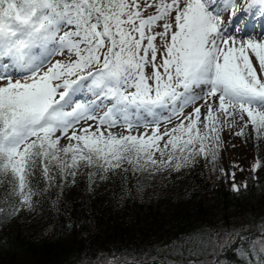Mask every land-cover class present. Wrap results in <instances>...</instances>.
Masks as SVG:
<instances>
[{
  "label": "snow or ice",
  "instance_id": "obj_1",
  "mask_svg": "<svg viewBox=\"0 0 264 264\" xmlns=\"http://www.w3.org/2000/svg\"><path fill=\"white\" fill-rule=\"evenodd\" d=\"M254 18L264 20V0H0V178L12 209L0 225L36 203L38 165L49 181L52 165L72 176L81 163L104 173L124 163L179 171L197 156L214 159L225 125L243 122L236 135L248 125L264 133V24L244 39ZM232 181L244 195L247 183L234 173ZM238 242L241 264H264V218L202 233L187 252L183 243L158 249L162 258L148 264H230L207 256Z\"/></svg>",
  "mask_w": 264,
  "mask_h": 264
},
{
  "label": "trees",
  "instance_id": "obj_2",
  "mask_svg": "<svg viewBox=\"0 0 264 264\" xmlns=\"http://www.w3.org/2000/svg\"><path fill=\"white\" fill-rule=\"evenodd\" d=\"M246 149L251 148L218 156L213 179L203 155L179 171H135L124 163L104 173L80 165L72 176L52 165L51 181L38 165L31 178L43 189L33 195L36 203L20 207L0 225V264H148L162 258L158 249L181 243L185 252L194 248L202 233L253 220L260 224L264 171L252 172V164L246 165ZM258 155L251 157H262L264 163V153ZM233 173L238 184L248 185L242 196L231 190ZM9 187L0 178V214L12 211L5 195ZM69 224L74 225L70 231ZM243 248L238 242L223 254L217 249L207 260L222 256L241 264L234 253L239 249L242 254Z\"/></svg>",
  "mask_w": 264,
  "mask_h": 264
},
{
  "label": "rangeland",
  "instance_id": "obj_3",
  "mask_svg": "<svg viewBox=\"0 0 264 264\" xmlns=\"http://www.w3.org/2000/svg\"><path fill=\"white\" fill-rule=\"evenodd\" d=\"M151 2V0H150ZM166 2H170V0H166ZM243 3L240 4V7H243ZM148 14H155L153 9H148L147 11H145V16H147ZM172 16L174 17V13H172ZM222 19L224 20L225 23H227V21L230 19V13L226 12L223 14ZM256 18L253 19V25L250 26L249 28V32L251 33V35H245L244 39H256L258 33H256V29L258 26V22H256ZM161 24L163 23V21L160 22ZM262 24H264V20L262 21ZM253 26L255 27V31H253ZM161 28H157L156 31H161ZM262 30V29H261ZM260 30V31H261ZM260 42H264V36H260ZM157 45H160V39L158 37L157 41H156ZM67 54L65 53L64 56H56L53 58V62H55V60H61V59H66ZM250 59L253 61V66L257 69L258 75L259 73V65L258 62L255 60V57L252 56L250 54ZM46 70V69H45ZM148 71H151V69L149 68ZM83 99V98H80ZM107 103V102H106ZM203 101L198 102V104H202ZM193 110V106H189L188 108L185 109V114L190 113ZM205 109L202 108L201 112H202V116L205 113ZM221 123H223V116L221 115L220 117ZM247 119V117L245 116V120ZM83 123V122H81ZM89 123H93V122H89ZM177 123V121H173V124ZM173 125H167V127H172ZM79 127V126H78ZM198 127L201 128V130H203V125H198ZM243 127V122H238L236 125L232 126V127H228V126H224L222 128V130L220 131V142H219V147L216 150V155L215 158L213 159L212 156H207L205 157L207 159V161L209 162V170L210 172V177L213 179L216 175H217V161L216 158L220 155H224V154H232V152H236L237 149L239 147H247V148H251L246 149V155H247V159H246V165L250 166L251 164L253 165L254 162L256 161H260L262 157H260V155H262L264 153V133L260 134L259 136L257 135V133H255L251 127V125H248L247 127L243 128V135H236L237 132L241 131V128ZM164 130V126H161V131ZM112 131H114L117 134L123 133V134H127V131L124 129H121L119 127L114 128ZM137 130H133V134H136ZM144 129L140 128L139 132H143ZM57 135H59V133H57ZM68 143V141L64 138H62L60 140V146H65ZM198 147V145H197ZM208 147H211V141H209ZM250 151V152H249ZM251 153V155H250ZM259 154L258 156L260 158L256 159V157L253 159L251 156L252 154L255 155ZM156 158H159V154L157 153ZM81 166L85 165L83 163L80 164ZM216 172V174H215ZM221 173L224 172V170L220 171Z\"/></svg>",
  "mask_w": 264,
  "mask_h": 264
},
{
  "label": "bare ground",
  "instance_id": "obj_4",
  "mask_svg": "<svg viewBox=\"0 0 264 264\" xmlns=\"http://www.w3.org/2000/svg\"><path fill=\"white\" fill-rule=\"evenodd\" d=\"M259 18H256V20H258ZM259 20H262V19H259ZM250 28V27H249Z\"/></svg>",
  "mask_w": 264,
  "mask_h": 264
}]
</instances>
